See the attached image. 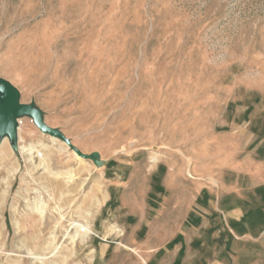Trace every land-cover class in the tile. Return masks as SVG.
Masks as SVG:
<instances>
[{"label":"rangeland","instance_id":"1","mask_svg":"<svg viewBox=\"0 0 264 264\" xmlns=\"http://www.w3.org/2000/svg\"><path fill=\"white\" fill-rule=\"evenodd\" d=\"M0 78L100 155L20 119L0 264H264V0H0Z\"/></svg>","mask_w":264,"mask_h":264},{"label":"water","instance_id":"2","mask_svg":"<svg viewBox=\"0 0 264 264\" xmlns=\"http://www.w3.org/2000/svg\"><path fill=\"white\" fill-rule=\"evenodd\" d=\"M22 118H30L42 134L61 141L78 157L92 160L98 164L100 156L98 153H93L92 155L83 154L61 130L52 128L45 123L44 113L35 103H22L19 90L7 80L0 78V144L7 139L13 149H18V120Z\"/></svg>","mask_w":264,"mask_h":264},{"label":"bare ground","instance_id":"3","mask_svg":"<svg viewBox=\"0 0 264 264\" xmlns=\"http://www.w3.org/2000/svg\"><path fill=\"white\" fill-rule=\"evenodd\" d=\"M19 131H21L20 126H19V130H18V135H19ZM20 134H21V133H20ZM51 138H52V137H51ZM53 139H54V138H53ZM7 141H8L7 139L3 140V142L0 144V146H3ZM54 141H56V140L54 139ZM19 142L21 143V139H19V137H18V149H19L22 153H29V154H32V153H33V148H32V147H30V149H26V148L23 147V146H20V147H19ZM20 151H19V152H20Z\"/></svg>","mask_w":264,"mask_h":264},{"label":"built area","instance_id":"4","mask_svg":"<svg viewBox=\"0 0 264 264\" xmlns=\"http://www.w3.org/2000/svg\"><path fill=\"white\" fill-rule=\"evenodd\" d=\"M18 125L20 126V120H18Z\"/></svg>","mask_w":264,"mask_h":264}]
</instances>
